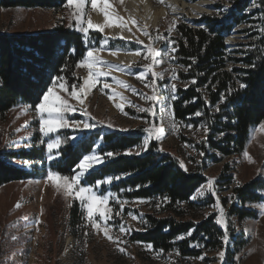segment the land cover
<instances>
[{
  "label": "trees",
  "instance_id": "16d2710c",
  "mask_svg": "<svg viewBox=\"0 0 264 264\" xmlns=\"http://www.w3.org/2000/svg\"><path fill=\"white\" fill-rule=\"evenodd\" d=\"M67 3L68 0H0V9L59 12ZM250 6L251 13L245 14ZM243 22L247 25L242 29L246 42L230 53L225 40ZM176 34L175 57L181 68L177 78L187 88L176 90V100L172 102L174 121L194 127L202 125L208 131L205 143L213 162L241 157L250 132L264 122V0H235L228 14L217 6L214 13L196 21V27L178 23ZM89 37L101 41L97 32H89ZM89 50L73 24L32 34L0 33V120L17 106L35 109L57 76L63 77L64 89L59 85L54 89L71 96L73 86H81L77 64ZM63 117L66 121L78 119ZM144 134L140 127L127 132L117 129L103 132L100 127L88 132L59 128L49 134L52 140L61 141L51 154L46 148L51 141L49 136L40 144L39 139L33 141L28 149L0 152V188L43 179L50 171L70 176L80 171L76 165L83 156L97 147L102 162L87 172L81 184L98 186L100 196L111 195L126 204L143 201L149 207L130 242L150 246L163 255L175 253L181 259H197L222 248L228 236L232 246L226 248V261L233 264L232 258L247 245L242 231L229 223L224 233L213 216L196 220L193 212L201 207L190 199L205 179L196 172H186L172 156L159 153L156 143L135 154L133 151L140 147ZM200 150L206 152L205 147ZM108 152L114 155L105 157ZM17 162L21 165H16ZM226 170L227 167L223 172ZM109 177L112 178L109 183L97 185V181ZM232 194L235 203L227 210L228 222L231 217L239 225L257 220L258 212L249 206L264 204V179L257 176L237 185ZM69 215V228L75 235L85 220L76 201Z\"/></svg>",
  "mask_w": 264,
  "mask_h": 264
},
{
  "label": "rangeland",
  "instance_id": "374dc122",
  "mask_svg": "<svg viewBox=\"0 0 264 264\" xmlns=\"http://www.w3.org/2000/svg\"><path fill=\"white\" fill-rule=\"evenodd\" d=\"M176 1L179 5L192 3L189 0ZM210 1L212 6L198 16H194L189 10L181 14L166 13L157 24L145 29L140 18L124 21L131 32V41L112 36L106 26L103 31L89 28L87 34L78 30L88 27L90 18L96 13L90 0L84 8L82 23L79 24L76 18L79 14L74 15L75 9L68 3L59 12L0 9V33L32 34L73 24L90 50H98L93 53V57L100 62L96 68L107 75L95 78L91 89L78 91L79 98L54 89V95L66 100L69 105V109L61 114L78 117L77 120L68 121V125L62 128L77 132L94 131L99 127L103 132L113 129L127 132L142 128L145 134L140 147L133 151L135 154L145 152L150 143H156L159 153L172 156L180 166L183 165L181 168L186 172H196L205 179V183L190 199L191 203L201 207L193 212V217L200 221L213 216L215 224L224 233L229 223L237 231H242L247 245L232 258L233 264H264V212L260 208L264 204L249 206L258 212V219L255 221L246 220L239 225L235 217H231L229 222L227 219V210L235 203L232 189L257 176L264 179V131H254L264 125V122L250 132L241 157H225L213 162L209 158L212 153L205 143L208 131L202 125L194 127L191 124L176 123L173 118L172 102L176 100V90L178 87L187 88L177 78V71L181 69L175 57L177 24L196 27V21L214 13L217 6L222 13L228 14L233 9L235 0ZM109 2L110 15L115 16L113 12L117 11L122 0ZM164 2L135 0L138 15L143 14V9L148 7L152 16L162 8ZM251 10L252 6L245 10V14L251 13ZM170 27L171 32L168 31ZM246 27L243 22L226 38L228 52L235 53L244 45L246 35L242 33V29ZM141 30L146 31L149 36L143 35ZM91 31L99 33L101 41L90 38ZM158 36L166 39H157ZM102 41H106L103 47ZM150 45L162 53L156 57L158 63L155 65L152 64L151 57L145 58ZM117 49L119 51L115 55L111 54ZM137 52L140 54L137 55ZM130 54L136 55V60L121 66L122 70L118 71V57ZM232 56L238 57V54ZM149 65H152L150 69ZM153 72L162 75L153 80ZM141 74L142 79H138L137 76ZM77 75L83 86L84 81L89 78V69L78 67ZM154 90L155 100L142 98L151 97ZM149 108L151 113L144 110ZM35 109L17 106L4 120H0V152L28 149L38 139L39 144L46 142L47 136H43L39 130V114ZM72 121L87 122L91 127L85 128L83 123L77 127ZM145 139L148 140L147 145L144 144ZM202 147H205L206 152L200 150ZM245 152L247 156L244 155ZM92 153L93 151L88 155ZM100 164L101 161L95 162L88 171ZM16 165L21 164L17 162ZM225 167L227 170L223 172ZM47 177L48 174L40 180L16 182L0 188V264H230L226 261V248L232 246L228 236H225L222 248L206 252L197 259H181L175 253L163 255L146 245L130 242L132 233L139 231L140 218L149 211V207L143 201L121 203L112 199L111 195H107L108 200L101 209H110L106 212L109 218L105 221L98 215L94 217L101 225L107 226L108 235L113 238L109 240L104 235L103 228L98 230L91 226L82 202L74 194L66 195L63 188L57 189ZM209 180L213 181L211 190ZM93 189L100 196L98 186ZM74 201L79 204L85 218L75 235L69 228V212ZM17 203L21 205L19 208L16 207ZM218 219L221 223L217 222ZM121 227L125 231H121ZM120 249L124 251L121 252ZM229 250L233 251L231 248Z\"/></svg>",
  "mask_w": 264,
  "mask_h": 264
},
{
  "label": "snow or ice",
  "instance_id": "6c2138e0",
  "mask_svg": "<svg viewBox=\"0 0 264 264\" xmlns=\"http://www.w3.org/2000/svg\"><path fill=\"white\" fill-rule=\"evenodd\" d=\"M162 2V0H160ZM88 3V0H68V4L75 9V13L79 14L76 15L77 22L82 23V16L84 15V8L86 4ZM91 7L93 9H98L103 16L105 20V25H94L90 21L88 23V27L86 28H79L78 30L83 31L85 34H87L89 28H94L98 31H103V28L105 26H111L112 24H116L118 27H123L124 21L119 17H112L109 12V8L111 7V4L109 0H90ZM98 5H102V7L98 8ZM133 24H135V21H133ZM171 27L169 28V32H171ZM142 31V34L145 36H149V34L146 31ZM151 40V37H149ZM157 39H166L165 37L158 36ZM106 43V41H102V47L103 44ZM98 51L97 49H91L89 50L84 58L77 64V67H85L89 69V78L84 81L83 86H73L71 91V96L73 98H79L77 87H79V92H85L89 89H91L95 78H98L101 75H107V73L100 72L96 65L100 63L95 57H93V53ZM119 51V49L112 51L111 54L115 55L116 52ZM148 57L152 58V64L155 65L158 63L156 60V57L160 56L162 53L160 51L154 50L151 45L147 49ZM137 55L140 53L137 52ZM109 67H115V66H109ZM152 65H149L148 68L150 69ZM158 74L153 72V80ZM143 74L137 76L138 79H142ZM173 79H175V76H173ZM63 77L57 76L54 78L52 86L48 87L47 90L43 93V99L40 103L36 105V112L39 114V123H40V132L43 136H49L50 133H56L59 128L66 127L68 125V121H66L61 114L64 111H67L69 109V105L66 100L61 99L59 96L54 95V88L59 85L61 90L64 89V84L62 83ZM194 82V81H193ZM126 87V86H125ZM241 87H244V85H241ZM174 90V86H173ZM134 91V90H133ZM146 100H155V90L153 92V95L151 97H142ZM82 102V101H81ZM145 111H149L151 113V109H144ZM46 114V115H45ZM199 115V113H197ZM81 123H83V126L85 128L91 127L87 122H79V121H72V124L74 126H79ZM145 131H150V129H145ZM162 131V130H160ZM254 131H264V125H261L258 129H255ZM49 139L51 142L47 143V149L49 153H52V150L54 148H58L61 141L59 139L52 140L49 136ZM148 140L145 139L144 144L147 145ZM114 154L112 152L105 153V157H112ZM245 156H247V152L244 153ZM49 159H52V156L49 155ZM97 161H101V158L97 156L96 150L93 149V153L91 155H84L83 158L80 160V162L76 165V168L80 169V171L76 172L74 171L73 174L70 176H63L58 173L49 172L47 179L53 182V185L57 188H63L66 195H75L76 198H78L82 202V206L86 208L87 212V218L91 223V226L96 229L103 228L104 235L109 239L112 240L113 238L108 235V230L106 225H101L94 217L99 216L103 218L105 221L109 218L106 215L107 211H110V209L101 210L104 208L108 197L107 196H98L94 189L92 187H85L81 184L82 178L87 174L88 170L93 167V164ZM249 162H251V158L249 157ZM183 167V165H181ZM111 177L106 178L103 181H97V185L103 184V183H109L111 181ZM213 184L212 180L208 181L209 189L211 190V185ZM21 205L17 203L16 207L19 208ZM261 211L264 212V205L260 206ZM135 219V217H133ZM218 223H221V221L218 219ZM121 231H125L123 227H121ZM150 247V246H148ZM121 252H123V249H120ZM223 255V254H221Z\"/></svg>",
  "mask_w": 264,
  "mask_h": 264
},
{
  "label": "bare ground",
  "instance_id": "6f19581e",
  "mask_svg": "<svg viewBox=\"0 0 264 264\" xmlns=\"http://www.w3.org/2000/svg\"><path fill=\"white\" fill-rule=\"evenodd\" d=\"M139 1V0H138ZM137 3V2H136ZM212 6L210 0H200L188 4L179 5L176 0H167L163 3L162 8L152 16L149 12L148 7H143V14L138 15V6L135 4V0H122L119 8L116 12H113L115 16L119 17L123 21L131 20L133 18H140L143 22V29L148 28L149 25H155L159 22V19L162 18L166 13L181 14L183 11L189 10L194 16H198L203 13L205 10L209 9ZM102 5H98V8ZM96 13L90 18V22L94 25H104L105 20L103 14L95 9ZM119 10V12H118ZM107 31L114 37L121 38L125 41H131L132 35L129 32L127 25L124 23L123 27H118L116 24L111 26H106ZM136 55H128L127 57H118V71L122 70L121 66H124L130 62L136 60Z\"/></svg>",
  "mask_w": 264,
  "mask_h": 264
}]
</instances>
